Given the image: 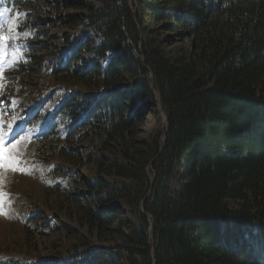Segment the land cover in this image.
Wrapping results in <instances>:
<instances>
[{"label":"trees","instance_id":"trees-1","mask_svg":"<svg viewBox=\"0 0 264 264\" xmlns=\"http://www.w3.org/2000/svg\"><path fill=\"white\" fill-rule=\"evenodd\" d=\"M9 1L48 7L17 26L32 73L56 81L34 83L30 124L87 229L32 210L68 245L10 264H264V0ZM153 90L163 142L161 124L136 135Z\"/></svg>","mask_w":264,"mask_h":264},{"label":"rangeland","instance_id":"rangeland-1","mask_svg":"<svg viewBox=\"0 0 264 264\" xmlns=\"http://www.w3.org/2000/svg\"><path fill=\"white\" fill-rule=\"evenodd\" d=\"M44 6L47 7L38 3L36 6L12 4L9 7L4 0H0V35L5 37L0 41V72L3 73L0 76V135L3 132L10 135L0 141V264L11 263L12 260L32 261L38 256L45 258L68 245V239L56 232V229L35 226L31 220L34 215L32 210H36L38 217L52 214L56 225L71 224L81 233L87 232L85 226H81L72 215L69 217L68 212L64 213L59 208L60 200L55 197L56 189L52 185L56 183L57 186H63L67 182L66 178L56 175L53 170L54 162L61 159L55 144L50 142L45 149L38 148V143L33 142L31 130L10 128L24 110L18 103L35 97V91L32 90L34 83L37 88L56 84L48 74L41 76L32 73L29 67L30 46L26 43L33 37L32 29L17 28L18 25L25 27L39 13V8ZM51 31L52 28L47 27V33ZM187 43L177 42L169 48L174 50ZM36 52L43 53L42 50ZM153 93L152 98L148 94V98L153 101L151 113L150 110L145 111L144 124L136 130L137 137L147 140L159 124L163 127L164 121L154 90ZM29 127L37 129L35 125ZM89 141V145L94 146L96 141ZM9 153L13 156L11 161L7 159ZM9 164L16 165V168L9 167ZM77 169L81 174H93L84 166ZM46 221L43 217L37 222ZM47 224L52 225V222Z\"/></svg>","mask_w":264,"mask_h":264},{"label":"snow or ice","instance_id":"snow-or-ice-1","mask_svg":"<svg viewBox=\"0 0 264 264\" xmlns=\"http://www.w3.org/2000/svg\"><path fill=\"white\" fill-rule=\"evenodd\" d=\"M4 39H5V37H3L2 35H0V41H3ZM2 140H3V136L0 135V141H2ZM7 159L10 160V161L13 159V156H12L11 153L8 154ZM8 166L9 167L16 168V165H14V164H9ZM18 170H22V169H18Z\"/></svg>","mask_w":264,"mask_h":264},{"label":"water","instance_id":"water-1","mask_svg":"<svg viewBox=\"0 0 264 264\" xmlns=\"http://www.w3.org/2000/svg\"><path fill=\"white\" fill-rule=\"evenodd\" d=\"M165 120H166V117H165ZM162 134H163V141H164V132L162 131ZM163 145V144H162ZM162 145H161V147H162ZM148 217V219H149V221H150V223L152 222V219H151V217L150 216H147Z\"/></svg>","mask_w":264,"mask_h":264}]
</instances>
